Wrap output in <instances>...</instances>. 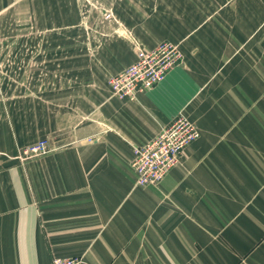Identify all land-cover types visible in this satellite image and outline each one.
Wrapping results in <instances>:
<instances>
[{"label": "crops", "instance_id": "obj_1", "mask_svg": "<svg viewBox=\"0 0 264 264\" xmlns=\"http://www.w3.org/2000/svg\"><path fill=\"white\" fill-rule=\"evenodd\" d=\"M82 48L62 47L77 63H49V72L86 73ZM124 55L112 76L137 60L130 48ZM200 78L176 67L137 101L113 97L105 83L89 89L81 74L78 89L50 86L47 123L33 134L49 135L55 149L0 159V264H264L263 99L249 112L214 106ZM181 112L198 121L200 139L158 186L138 185L134 146ZM28 115L15 124L18 137L37 124Z\"/></svg>", "mask_w": 264, "mask_h": 264}, {"label": "rangeland", "instance_id": "obj_2", "mask_svg": "<svg viewBox=\"0 0 264 264\" xmlns=\"http://www.w3.org/2000/svg\"><path fill=\"white\" fill-rule=\"evenodd\" d=\"M164 43L181 51L177 67L205 74L203 99L243 112L253 111L252 99H263L264 112V0H7L0 9V145L12 152L0 151V159L36 158L26 149L52 141L33 134L47 123L50 86L61 92L69 82L78 89L81 74L89 89L109 87L126 49L137 55ZM77 44L84 48L86 73L49 72V63H77L61 50ZM32 112L36 126L18 137L15 124L30 123Z\"/></svg>", "mask_w": 264, "mask_h": 264}, {"label": "built area", "instance_id": "obj_3", "mask_svg": "<svg viewBox=\"0 0 264 264\" xmlns=\"http://www.w3.org/2000/svg\"><path fill=\"white\" fill-rule=\"evenodd\" d=\"M183 62V55L174 44L164 43L152 49H139L137 60L109 80L112 96L120 100L137 101L161 84L169 73ZM194 122L181 112L149 143L134 146L133 167L140 186H158L175 168L185 150L200 139ZM97 139L89 138V142ZM55 149L52 141L40 140L25 151L28 157H39ZM51 264H89L81 257L55 258Z\"/></svg>", "mask_w": 264, "mask_h": 264}]
</instances>
